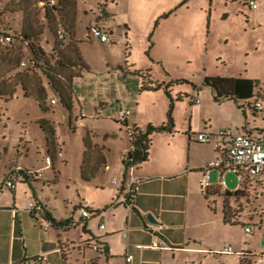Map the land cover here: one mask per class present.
Returning a JSON list of instances; mask_svg holds the SVG:
<instances>
[{
    "label": "rangeland",
    "instance_id": "374dc122",
    "mask_svg": "<svg viewBox=\"0 0 264 264\" xmlns=\"http://www.w3.org/2000/svg\"><path fill=\"white\" fill-rule=\"evenodd\" d=\"M180 1L76 0L74 14L71 0L60 3L58 0H0V33H12L17 36L14 46L2 45V50L6 54L12 51L9 53L12 58L14 53L20 52L21 59L27 61L26 66L20 64L16 68V62L0 59V81L4 79L10 81L18 70H25L28 74V77L24 78L25 83L28 91L33 93L32 96L26 97L21 84H18L12 100L5 101L0 98V186L3 185L4 175L9 166H12L10 170L19 171L23 179L40 181L49 186L56 180L59 167L66 163L64 158L68 159V163L63 166L62 181L68 185H74V182L79 185L77 162L81 160L83 138L89 135L94 143L100 140L96 138L94 131L101 134L105 130L119 129L116 120L108 117V112L117 114L119 109L134 111L132 107L134 105L136 110L137 107L139 108L140 116L148 120L159 119V112L169 109V100L164 93L144 94L139 106H136L133 91L137 83L135 81L133 83L130 78L125 80V84L116 79V75L122 72L120 65L123 66L126 59L128 65L134 66L135 69L149 65L151 57L162 60L164 66L156 65L154 70L150 71L155 80L168 75L171 79H177L176 81L186 79L190 83L199 84L205 74L211 75L210 77L225 78L247 75L259 82L255 88L258 98L251 102L255 103L258 100L263 104L262 109L255 113L249 102L245 101L232 100V102L208 104L206 119L211 120L208 125H212L213 135L227 130L233 133L243 132V127L247 125L252 129L264 130V13L259 20L260 27L247 33L242 32L240 36H234L230 29L238 21L234 15V9L239 6L238 1L188 0L181 5L183 9L180 11L181 14L178 13L180 15L177 17L173 15L170 19L162 21L156 29L160 13L174 9L180 5ZM258 2L264 4V0ZM53 5L57 8L56 11H52L56 20H47L45 9ZM187 8L191 12L190 24L193 29L186 31L183 25L189 21V17L184 15ZM106 9L111 14L107 24H110L114 30L113 39L117 40L116 44L115 42L104 44L98 39L88 38L89 29L94 26V14L97 15L98 20L100 13ZM224 14H231L230 18L224 20ZM25 19L27 23L38 21V26L44 25L43 32L35 41L43 52L53 56L52 62L57 59V49H64L70 42H74L80 48L84 65L87 69L89 66L87 71H82H85L82 77L77 76V81L84 86L83 90H80L82 95L80 101L86 106L87 111L89 109L96 112L100 109L102 113L96 112L94 116L88 114L85 118L86 125L93 129V132L77 127L78 123H74L72 115L69 117V123L64 120L63 114L69 115V111L62 106L59 96L51 88L44 70L33 66L30 51L21 40ZM127 24H129L128 31L125 26ZM54 28L57 30L56 33L53 31ZM175 29L174 44L169 43L168 35ZM59 31L64 33L63 38L59 37ZM151 44L154 46L150 49ZM246 48L250 49L249 54ZM219 57L223 60L220 61ZM12 67L15 69L11 70ZM73 70L79 72L76 67ZM78 74L82 75L81 71ZM180 86L188 87L186 84ZM41 88L46 90L44 106L47 110L41 109L37 100L42 93ZM202 91L200 100L206 99L207 102L210 97L212 98L209 87H202ZM116 96L125 99L118 102L115 100ZM106 98L113 101L105 105L103 103ZM54 99L57 104L52 102ZM189 102L185 99L184 102L178 103L176 108L174 105L173 117H177L180 123L188 115ZM75 103L77 104L76 98ZM41 119L50 121L55 129L53 154L49 153L46 134L39 125ZM97 146L100 147L99 144ZM122 150L121 141L112 143L109 157L113 164V172L121 165ZM106 165L107 163L100 165L99 170L104 169ZM215 182L214 174L211 183ZM226 183L231 192L239 189V181L234 173L226 174ZM210 192L215 203L219 201V208L220 202L229 201L232 204L236 218L248 224L253 231L252 234L247 235L250 238L255 237L251 240L252 245L261 251L264 247V186L251 183L245 189V196L240 197L238 201L216 188L211 189ZM0 193V203H9L13 199V193L6 187ZM61 195L77 199L73 187L69 191L62 188ZM51 197L55 198V195ZM59 206L60 203L57 207ZM33 231L34 229H31L28 232L29 243L30 247L37 248L40 244L39 235ZM234 232L236 238L245 234L240 228H234ZM238 259L235 253L228 256L219 255V264H238ZM245 260L250 264H264L259 256L255 258L249 255Z\"/></svg>",
    "mask_w": 264,
    "mask_h": 264
},
{
    "label": "crops",
    "instance_id": "0c3cea01",
    "mask_svg": "<svg viewBox=\"0 0 264 264\" xmlns=\"http://www.w3.org/2000/svg\"><path fill=\"white\" fill-rule=\"evenodd\" d=\"M187 1L181 0L180 5L174 9L160 13L156 29L162 21L170 19L173 15L176 17L180 15V11L183 9L181 5ZM226 1L239 2V6L234 9V15L238 21L230 29L234 36H240L242 32L247 33L261 26L259 20L264 13V4L258 2L259 0H257L256 8L250 6V0ZM179 12L180 14H178ZM110 15L107 9L100 13L98 20L97 15L94 14L93 25L107 31L112 39L111 44L114 42L116 44L117 40L113 39L114 30L110 24H107ZM184 15L189 17L187 24L183 25L186 31L193 29L190 24L191 12L188 8ZM230 15L224 14L223 19L228 20ZM128 25H125L127 31L129 30ZM190 35L192 36V33ZM125 37L127 38V33H125ZM175 37L176 29L168 35L169 43L174 44ZM153 46L154 44H151L150 49ZM249 50L246 48L248 54ZM150 59L149 65L139 69L129 66L126 59L125 64L120 65L122 72L120 75H116V79L125 84V80L130 78L133 83L134 81L137 83V87L133 91V95L136 97V106H139L142 95L149 93H164L170 104V98L164 88L155 91L141 90L143 83L141 74L154 70L156 65L164 66L162 60H155L153 57ZM219 60L222 61V57H219ZM84 72L78 77H82ZM206 76L211 75L205 74L202 81L196 84L194 82L178 83L177 79H171L168 75L155 80L151 75V79L155 83L170 84L169 91L175 99V108L178 103L184 102L185 99L189 100V111L182 123L176 119L177 117L174 118L175 128L172 132L154 133L151 136L148 159L136 166L133 171L134 175L140 178V190L133 205L129 206L126 203L124 181L126 173L122 162V157L130 146L126 126L144 131L149 125H161L167 120L169 110L167 108L163 112H159V119L145 120L140 116L139 108L137 107L136 110L133 105L134 111L126 110L130 114L124 122L119 120L118 115L121 111H125L124 109H119L117 114L108 112V117L116 120L115 123L119 129L118 131L117 129L105 130L101 134L94 131L96 138H100L99 141L94 142V145L99 144L102 148L107 165L104 169L99 170L90 181H85L81 176L85 145H83V151L80 154L81 160L77 162L80 176L79 185L75 182L74 185H68L62 181L61 172L63 166L68 163L67 158H64L66 163L59 167L56 180L49 186L40 181L33 182L22 178L16 189L10 190L13 193V199L9 203H0V264H219V255L228 256L232 253L238 255V264H240L242 253L255 258L259 256L264 261V247L261 251L257 250L251 243L255 237L247 236L253 231L248 233L241 225L225 223L223 202H220L219 208V201L215 203L211 193L206 194L200 183L202 170L206 163L221 154V151L212 142L204 143L196 138L198 133L213 132L212 125H208L211 120L206 119V109L208 104L232 102L229 99L221 102L215 101L214 91L209 86L207 87L211 89L212 98L210 97L207 102L206 99L200 100L203 93L202 87H206L203 85ZM78 77L72 81V111H69V115L64 113L63 117L69 123V117L72 115L74 123H78L77 127L93 132V129L86 125L85 118L88 114L94 116L96 112L102 113L100 109L96 112L89 109L87 111L86 106L81 103L80 90H83L84 86L77 81ZM239 77L249 78L247 75ZM107 79L109 78L107 77ZM182 84H186L188 87L181 88ZM195 95L199 99L197 103L192 100ZM179 96H182L180 100H178ZM106 99L103 103L105 105L113 101L110 98ZM123 99L125 98L122 96L115 98L118 102ZM255 103L251 102L252 106L249 104L252 109L255 107ZM243 128L244 131L239 133H252L264 139V130L252 129L248 125ZM115 141H121L123 150L120 156L121 165L113 172L109 153L112 151V143ZM11 167H8L4 175L0 191L6 187V175L12 171ZM214 174L216 182L208 189L209 191L213 188L218 189L220 172L213 170L211 177ZM252 183L263 185L262 181ZM71 187L75 189L77 199L61 195L62 188L69 191ZM52 193L55 198L51 197ZM35 200L43 203L44 218L40 215L34 216L24 210L29 202ZM58 203L61 206L57 207ZM81 204L88 205L90 209L88 218L81 216L79 212ZM47 214L51 216L50 218L55 219L56 223L47 217ZM149 214L155 221L148 219ZM61 221H65V223L60 224ZM46 225L49 226L45 227ZM101 225H104V228H101ZM234 228L244 230V236L236 238ZM31 229H34L33 232L39 235L40 244L37 248L30 247L28 232ZM76 231L77 233L74 234ZM156 241H165L166 247L151 248L152 243ZM95 245L101 249H95ZM226 247H231L232 252L223 253ZM36 256H46L47 260L39 263L35 261ZM128 256H132L131 261H127Z\"/></svg>",
    "mask_w": 264,
    "mask_h": 264
},
{
    "label": "trees",
    "instance_id": "16d2710c",
    "mask_svg": "<svg viewBox=\"0 0 264 264\" xmlns=\"http://www.w3.org/2000/svg\"><path fill=\"white\" fill-rule=\"evenodd\" d=\"M45 1V0H38ZM70 0H58V2H68ZM72 4V13L75 14L74 6L76 5V0H71ZM47 7V6H46ZM21 10V9H20ZM46 16L47 20H56L52 11H56V6H52L51 8H46ZM38 21L27 23L25 19V23L23 26V31L21 33V40L25 43L26 48L30 51V60L34 67H41L46 74L49 84L51 88L57 93L60 98L61 104L68 111H72L73 108V100H72V81L75 77L80 76L78 73H82L83 70H86V66L84 65L82 55L80 54V48L74 43L70 42L68 45L64 47V49H57V59L52 62V55H47L45 52L41 50L39 46H37L36 38L40 35L44 30V25H37ZM56 33V29L53 30ZM11 37L12 42L8 44H3L1 42L2 37ZM17 40V36L12 33H0V59L2 61H11L16 62V68L21 64V62L25 59H21L20 52L14 53V57L10 56V52L7 54L2 50V45H6V47L14 46ZM10 49V48H8ZM27 65V61H26ZM22 66V65H21ZM29 66V65H28ZM78 68L79 72H75L74 68ZM15 69V67H12ZM29 69V68H26ZM143 83L141 86L142 91L146 90H159L164 88L166 94L170 98V106L167 114L166 122L161 125L154 126L149 125L146 130L139 131V135L137 136L134 146L135 149L129 152L130 162H123L126 169L130 165L138 166L148 159L149 149L151 144V136L154 133L160 132H172L175 128V122L173 117L175 99L170 94L169 87L170 84H161L155 83L151 79L150 72H146L141 74ZM28 77V74L25 70H18L16 74H14V78L9 80H1L0 81V98L5 101H10L13 99L16 93V87L18 84H21L25 96H32L33 93L28 91V86L25 83V79ZM25 78V79H24ZM178 83H189L188 80L182 79L178 80ZM259 82L249 79V78H225V77H210L206 76L203 80V85L209 86L214 91V100L217 102H221L225 99L238 101L249 102L251 105V100L258 98V94L255 92V88L258 86ZM41 94L37 98L39 101V106L43 110H47L44 106V99L46 98V90L45 88H41ZM182 96L178 97L180 100ZM252 106V105H251ZM254 112H258V110L254 107ZM41 129L45 132L47 137V145L49 149V153L53 154L52 148H55V129L53 128L50 121L46 119H41L39 122ZM126 126V124H125ZM83 143L86 147L84 153L83 164L81 168V176L85 181H90L95 174L98 172L100 165L105 164V157L102 153V148L94 145L89 135H86L83 138ZM54 150V149H53ZM252 182H245L244 188H239L234 192L225 193L228 197H233L237 201L240 197L245 196V189L250 186ZM263 183V182H262ZM264 186V183H263ZM206 194H210L211 192L206 189ZM47 217H51L47 214ZM223 218L224 222L231 225H241L244 228L250 227L248 224L241 222L236 218V213L233 209L232 204L229 201H224L223 203ZM54 223L56 220L50 218ZM65 221H61L60 224H64ZM67 223V222H66ZM247 254L242 253L240 258V264H250L246 262Z\"/></svg>",
    "mask_w": 264,
    "mask_h": 264
},
{
    "label": "built area",
    "instance_id": "2783aa9c",
    "mask_svg": "<svg viewBox=\"0 0 264 264\" xmlns=\"http://www.w3.org/2000/svg\"><path fill=\"white\" fill-rule=\"evenodd\" d=\"M249 4L252 8L257 7V0H250ZM59 37L63 38L64 33L59 31ZM88 38L98 39L102 43H111L112 39L110 34L99 26H91L88 32ZM1 42L4 44H10L12 42L11 37H2ZM22 66H26V61L21 62ZM193 102H199V99L195 95L192 99ZM53 103L56 100H52ZM263 104L261 102L255 103L257 110L262 109ZM129 111H121L119 114V120L124 122ZM127 134L129 137L130 146L127 152L122 157V162H130L129 152L135 149L134 143L139 135V129L132 126H126ZM197 140L204 143L212 142L215 147L221 151V154L206 163L202 170V176L200 183L203 188L210 189L213 185L211 183V172L218 170L220 172L219 181L217 184L218 190L222 193L229 191L226 183L227 172L234 173L239 181V188H244L245 182L262 181L264 183V139L255 136L252 133H233L231 130L222 131L220 134L213 135L212 133H198L196 135ZM136 166L130 165L126 169L125 175V193L126 203L131 206L137 199L140 190V178L135 176L133 171ZM22 177L19 171H11L5 179V185L9 190H15L17 184L21 181ZM34 216L45 217V208L43 203L39 201H31L24 209ZM79 212L82 217L88 218L90 216V209L87 204H81L79 206ZM49 225H46L47 227ZM104 228V225H101ZM246 232L250 233L251 227L245 228ZM95 249H101L95 245ZM165 241L153 242L151 248L160 249L165 248ZM232 248L226 247L223 253H231ZM132 256L127 257V261H131ZM47 260L46 256H36L35 261L43 263Z\"/></svg>",
    "mask_w": 264,
    "mask_h": 264
},
{
    "label": "water",
    "instance_id": "95a60500",
    "mask_svg": "<svg viewBox=\"0 0 264 264\" xmlns=\"http://www.w3.org/2000/svg\"><path fill=\"white\" fill-rule=\"evenodd\" d=\"M148 219H149L150 221H155L154 218H153V216H152L151 214L148 215Z\"/></svg>",
    "mask_w": 264,
    "mask_h": 264
}]
</instances>
